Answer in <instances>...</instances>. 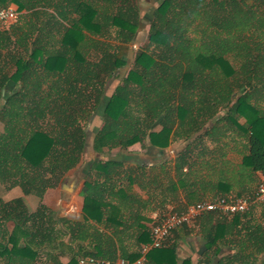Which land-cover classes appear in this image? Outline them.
<instances>
[{
    "label": "trees",
    "instance_id": "16d2710c",
    "mask_svg": "<svg viewBox=\"0 0 264 264\" xmlns=\"http://www.w3.org/2000/svg\"><path fill=\"white\" fill-rule=\"evenodd\" d=\"M118 1L0 0V9L15 3L26 11L16 24L0 30V100L5 99L0 105V119L5 121L0 182L9 189L20 187L40 201L31 212L24 197L9 202L0 198V221L5 224L0 259L30 264L37 256L32 244L52 243V226L57 223L80 241L90 235L82 222L102 223L105 204L96 195L97 176L85 186L84 221L55 219L44 197L80 162L88 119L109 83L118 80L121 65L129 61L127 51L142 24V0H134V6L132 0L122 6ZM262 4L264 0H158L148 22L147 44L136 51L132 68L116 83L95 146L129 148L147 140L165 149L184 137L195 138L191 147L200 148L206 136L230 124L251 131L244 163L264 175V116L249 104L257 92L255 78L262 62L249 53L257 44L242 40L243 30L257 29L253 24L264 20ZM45 13L51 15L48 21L42 19ZM195 102L201 114L187 107ZM243 115L250 129L238 123ZM212 120L213 126L206 129ZM191 154L192 148L179 155L177 171L190 164ZM106 175L112 184L110 171ZM253 208L232 216V226H242L244 217L252 231L248 239L261 254L264 223L249 219ZM9 223L14 225L11 231ZM93 236L96 252L83 253L79 244L69 264L85 256L103 260L104 235ZM147 237L143 245L150 243L151 232ZM169 238L147 255L144 264H177ZM139 257L140 252L128 262Z\"/></svg>",
    "mask_w": 264,
    "mask_h": 264
},
{
    "label": "crops",
    "instance_id": "0c3cea01",
    "mask_svg": "<svg viewBox=\"0 0 264 264\" xmlns=\"http://www.w3.org/2000/svg\"><path fill=\"white\" fill-rule=\"evenodd\" d=\"M9 7L18 11L20 20L24 18L26 11H20L15 3H11ZM261 8L264 10L263 4ZM255 23L252 27L257 29L243 30L242 40L257 44V50L249 53L260 58L262 63L257 68L256 78L253 74L257 92L249 104L257 109L256 114L264 116V20ZM246 53L244 52L243 57ZM0 102L3 104L5 99ZM214 120L207 123L206 129L213 126ZM0 121L3 126L0 134L5 137V121L1 119ZM247 121L243 115L239 117L238 123L244 129H250ZM250 135L251 131L249 133L247 130L240 131L236 126L232 127L229 124L226 125V129L211 132L198 143L197 146L201 149L191 147L195 138L184 141L183 147L175 146L176 139L165 149L156 147L149 141L150 146L144 149L142 143L135 144L127 149L128 155L136 156L135 160L95 164L84 184L73 192L69 201L65 202L62 199L61 182L66 177L72 178L73 172L81 165L80 161L64 175L56 188L46 192L44 201L48 195L52 202L48 207L53 211L55 219L84 221L85 186L91 178L95 179L97 176L99 188L96 195L105 204L102 223L93 220L82 222L90 234L84 241L73 240L71 231L61 225L60 234L66 237L57 240L55 236L59 230L52 226L53 242L39 246L32 244L37 256L30 264H69L79 251V244L84 248L83 253L96 252L97 241L95 243L93 235L98 236V233L104 235L101 246L106 254L103 260H111L109 262L113 264H119L121 260L129 261L130 257L140 252L146 241L143 236L146 234L147 240L150 239L153 225L170 210L182 211L192 204L208 199L253 194L264 175L260 171H253L244 163L250 154ZM191 148L194 149L190 164L177 171L175 166L179 155ZM103 150L118 153L121 149ZM109 171L112 184L107 183L106 174H109ZM0 184L3 187L5 185L1 182ZM14 189L23 191L20 187L10 190ZM19 197H24L31 212L35 211L32 204L36 200L39 201L36 195L24 194ZM37 203L39 205L40 201ZM253 206L249 219L252 222L264 223V203L253 204L251 207ZM233 218L209 213L198 218V221L189 225L188 229L176 230L170 236L168 246L176 248L177 264H264V253L257 254L258 246L248 239L249 234H252L251 229H247L250 225L248 221L242 217V226L239 224L232 226ZM13 226L9 223L7 229L11 231ZM19 263L20 260L13 263L5 259V264Z\"/></svg>",
    "mask_w": 264,
    "mask_h": 264
},
{
    "label": "built area",
    "instance_id": "2783aa9c",
    "mask_svg": "<svg viewBox=\"0 0 264 264\" xmlns=\"http://www.w3.org/2000/svg\"><path fill=\"white\" fill-rule=\"evenodd\" d=\"M20 20V14L12 7L0 9V30L16 24ZM264 203V178L259 182L256 191L248 196L242 197H221L208 199L188 206L185 210H170L163 218L155 223L151 229L150 243L143 245L140 250V257L135 263L121 260L119 264H144L147 255L155 249L163 246L171 233L184 225H192L195 221L209 213H217L225 217H232L236 214H243L253 204ZM113 264L105 260H97L93 257L79 259V264Z\"/></svg>",
    "mask_w": 264,
    "mask_h": 264
},
{
    "label": "water",
    "instance_id": "95a60500",
    "mask_svg": "<svg viewBox=\"0 0 264 264\" xmlns=\"http://www.w3.org/2000/svg\"><path fill=\"white\" fill-rule=\"evenodd\" d=\"M143 1V0H142ZM142 1L140 2V9L142 15L141 28L138 30L135 38L131 42V49L134 50L136 45L142 43L147 39L148 32L146 27L148 26V22H150V17L153 14V10H148L143 6ZM148 3H157L158 0H147ZM136 52V51H135ZM136 53L134 55L135 59ZM133 59V61H134ZM117 87L116 82H110L108 88L106 89L103 98L98 106V108L92 113V115L88 119V124L85 128V142L84 149L81 157V165L80 167L73 172L72 178L66 177L61 182V191H62V199L67 202L70 200V197L73 195V192L84 184L85 179L89 175L91 168L97 163H124L128 159L135 160L136 156L128 155V148H120L121 150L118 153H113L111 151H105L103 149H99L95 146V139L104 124L105 117V108L109 103L110 98L112 97L115 89ZM128 160V161H129Z\"/></svg>",
    "mask_w": 264,
    "mask_h": 264
},
{
    "label": "rangeland",
    "instance_id": "374dc122",
    "mask_svg": "<svg viewBox=\"0 0 264 264\" xmlns=\"http://www.w3.org/2000/svg\"><path fill=\"white\" fill-rule=\"evenodd\" d=\"M125 0H119L118 1V5H125L123 2H124ZM133 1V6H134V4L136 3L134 0H132ZM142 4H143V6H145V8L146 9H148V10H153L154 8H156V6L158 5V2L157 3H155V4H151V3H148V2H146V1H142ZM60 19H61V16H60V14L57 12V13H55ZM51 15L49 14V13H45L44 14V16L42 17V19L43 20H46V21H48L51 17H50ZM69 18V17H68ZM65 20H68V19H65ZM67 22V21H66ZM149 27L150 26H147L146 27V30H147V32H148V30H149ZM200 37H198L197 38V40L199 39ZM147 44V40H144L142 43H140V44H138V45H136V47H134V50H132L131 48L127 51V56H128V59H129V61H128V63L127 64H125V65H121V66H123V67H121V70L119 71V73H120V75L118 76V80H116L115 82L118 84L127 74H128V71L132 68V64H133V59H134V55H135V51H137V50H139V48H141V47H144L145 45ZM14 47H12V49H13ZM48 103H50V107H52L53 108V106H54V103L53 102H48ZM0 104H1V102H0ZM180 104H182V102L180 103ZM187 107H189L190 108V111H191V113H193V114H201L202 113V110H201V108L198 106V104H196V102H195V104H188L187 105ZM35 124V123H34ZM85 124H87V121H86V123ZM207 125V124H206ZM34 126V125H33ZM87 126V125H86ZM3 129V126H2V124H1V121H0V131ZM188 138H180V139H177L176 140V142L174 143V144H176L175 146H179V147H183L184 146V141H186ZM150 143L146 140V141H143L142 142V148L144 149V148H147V147H149L150 145H149ZM173 144V145H174ZM190 145V144H189ZM119 148V147H118ZM193 149V148H192ZM2 184H0V198H2V200L4 201V202H9V201H12V200H14V199H16V198H18L19 196H21V195H24V192L22 191V192H20L19 190H13V191H11L6 185H4V187H3V189H2ZM52 189H54V188H52ZM37 202H39L38 200H36L35 201V203H33L32 204V208L36 211V209L39 207V205H38V203ZM46 203V204H45ZM44 204L45 205H47V206H49V205H52V202L50 201V199H49V196L47 195V198H45V201H44ZM34 211V212H35ZM60 225L62 226V224H60V223H57V224H55V225H53V227H55V228H57L58 230H59V232L57 233V235L55 236V237H57V240H63L65 237H66V235H62V234H60V229L62 228H60ZM0 242H2V243H4L5 242V224L2 222V221H0ZM62 232V231H61ZM3 261H5L4 259H0V264H5V262H3Z\"/></svg>",
    "mask_w": 264,
    "mask_h": 264
}]
</instances>
